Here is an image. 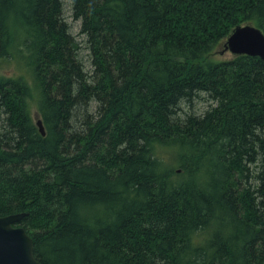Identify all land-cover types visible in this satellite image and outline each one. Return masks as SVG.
<instances>
[{"label":"trees","instance_id":"16d2710c","mask_svg":"<svg viewBox=\"0 0 264 264\" xmlns=\"http://www.w3.org/2000/svg\"><path fill=\"white\" fill-rule=\"evenodd\" d=\"M68 1L83 40L0 0V216L42 264H264V62L218 57L264 0Z\"/></svg>","mask_w":264,"mask_h":264},{"label":"water","instance_id":"95a60500","mask_svg":"<svg viewBox=\"0 0 264 264\" xmlns=\"http://www.w3.org/2000/svg\"><path fill=\"white\" fill-rule=\"evenodd\" d=\"M221 52L232 56L258 57L264 62V34L254 25H237L223 43ZM36 126L45 136L40 118H37ZM25 215L0 216V264H42L34 257L31 237L24 228L16 226Z\"/></svg>","mask_w":264,"mask_h":264},{"label":"rangeland","instance_id":"374dc122","mask_svg":"<svg viewBox=\"0 0 264 264\" xmlns=\"http://www.w3.org/2000/svg\"><path fill=\"white\" fill-rule=\"evenodd\" d=\"M64 1H65L64 2V17H65V20L68 26L70 27V32L79 41L83 40L82 39L83 37L79 35L80 22L73 20L71 11L69 9V1L68 0H64ZM221 50L222 49H220L219 52H221ZM83 54H85V52ZM218 57L220 59H229L231 58V55L228 52H221L220 54H218ZM0 73L13 75L15 73H22V74L25 73L26 74V71H25V67H22L20 62L16 60L15 58V59H11L10 61L2 63ZM206 108L207 106L205 105V103L201 102V103H196L193 110L194 111L198 110L197 111L198 113H202ZM185 110L188 112L191 111L187 107L185 108ZM33 115L36 118L37 115H36L35 108H33ZM160 155L162 156L164 160L169 161L171 159V150L162 148L160 149ZM176 169H179V168H176Z\"/></svg>","mask_w":264,"mask_h":264}]
</instances>
